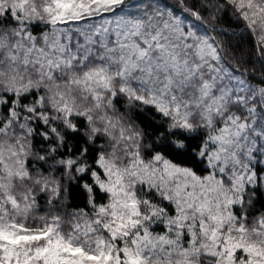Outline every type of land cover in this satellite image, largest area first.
Segmentation results:
<instances>
[{
    "label": "snow or ice",
    "instance_id": "1",
    "mask_svg": "<svg viewBox=\"0 0 264 264\" xmlns=\"http://www.w3.org/2000/svg\"><path fill=\"white\" fill-rule=\"evenodd\" d=\"M0 264H264V0H0Z\"/></svg>",
    "mask_w": 264,
    "mask_h": 264
}]
</instances>
